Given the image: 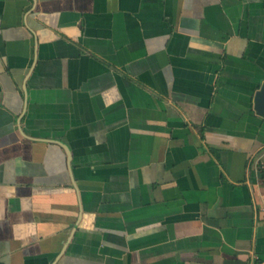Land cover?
<instances>
[{
  "label": "crops",
  "instance_id": "0c3cea01",
  "mask_svg": "<svg viewBox=\"0 0 264 264\" xmlns=\"http://www.w3.org/2000/svg\"><path fill=\"white\" fill-rule=\"evenodd\" d=\"M264 0H0V264H264Z\"/></svg>",
  "mask_w": 264,
  "mask_h": 264
},
{
  "label": "water",
  "instance_id": "95a60500",
  "mask_svg": "<svg viewBox=\"0 0 264 264\" xmlns=\"http://www.w3.org/2000/svg\"><path fill=\"white\" fill-rule=\"evenodd\" d=\"M254 108L257 113L264 114V82L255 93Z\"/></svg>",
  "mask_w": 264,
  "mask_h": 264
}]
</instances>
